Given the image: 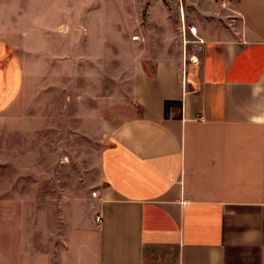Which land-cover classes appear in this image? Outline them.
Returning a JSON list of instances; mask_svg holds the SVG:
<instances>
[{"label": "crops", "instance_id": "1", "mask_svg": "<svg viewBox=\"0 0 264 264\" xmlns=\"http://www.w3.org/2000/svg\"><path fill=\"white\" fill-rule=\"evenodd\" d=\"M0 264H264V0H0Z\"/></svg>", "mask_w": 264, "mask_h": 264}, {"label": "rangeland", "instance_id": "2", "mask_svg": "<svg viewBox=\"0 0 264 264\" xmlns=\"http://www.w3.org/2000/svg\"><path fill=\"white\" fill-rule=\"evenodd\" d=\"M191 29H193V28H191ZM191 29L189 30V32H191ZM195 29V28H194ZM196 30V29H195ZM197 32V31H196ZM193 36V35H192ZM197 36V35H196ZM196 36H194V37H196ZM187 37V35H185V33H183L182 34V39H187L186 38ZM191 41V40H190Z\"/></svg>", "mask_w": 264, "mask_h": 264}, {"label": "trees", "instance_id": "3", "mask_svg": "<svg viewBox=\"0 0 264 264\" xmlns=\"http://www.w3.org/2000/svg\"><path fill=\"white\" fill-rule=\"evenodd\" d=\"M172 105V103H166L164 106L165 111L168 110V108Z\"/></svg>", "mask_w": 264, "mask_h": 264}, {"label": "built area", "instance_id": "4", "mask_svg": "<svg viewBox=\"0 0 264 264\" xmlns=\"http://www.w3.org/2000/svg\"><path fill=\"white\" fill-rule=\"evenodd\" d=\"M201 119H202V118H201ZM97 222L100 224V223H101V220H100V219H98V220H97Z\"/></svg>", "mask_w": 264, "mask_h": 264}, {"label": "bare ground", "instance_id": "5", "mask_svg": "<svg viewBox=\"0 0 264 264\" xmlns=\"http://www.w3.org/2000/svg\"><path fill=\"white\" fill-rule=\"evenodd\" d=\"M191 31H192V29H191Z\"/></svg>", "mask_w": 264, "mask_h": 264}]
</instances>
